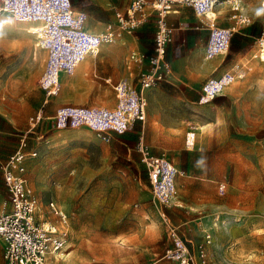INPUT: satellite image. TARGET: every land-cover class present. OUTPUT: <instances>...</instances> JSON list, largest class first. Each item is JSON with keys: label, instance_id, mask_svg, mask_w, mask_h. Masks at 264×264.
Returning a JSON list of instances; mask_svg holds the SVG:
<instances>
[{"label": "rangeland", "instance_id": "1", "mask_svg": "<svg viewBox=\"0 0 264 264\" xmlns=\"http://www.w3.org/2000/svg\"><path fill=\"white\" fill-rule=\"evenodd\" d=\"M74 1L76 10L104 16L105 23L91 19V25L97 26L99 32L105 30L113 8L124 10L129 2L113 0L108 6V0ZM95 2L104 6L97 7ZM246 4L259 12L264 0H248ZM174 17L175 20L169 18L171 25L175 21L174 26L179 22L187 27L201 25L190 10H182ZM22 23L31 22L0 18V123L4 125L0 130V166L19 149L37 152V157L26 164L24 178L36 197L40 223L60 228V211L68 218L69 248L61 264L168 262L167 253L176 249V243L152 200L147 170L137 149L140 123L125 134L109 133L106 140L82 131L54 143L33 138L22 143L28 119L42 100L39 78L46 56ZM215 26L219 28L217 23ZM257 30L260 31L259 26ZM156 31L154 14L117 44L118 49L112 54L118 56L125 74L133 53L155 52ZM251 35L258 37L254 30ZM202 39L206 47L211 32L202 31ZM252 47L257 51L256 57L243 65L244 71H252L246 72L241 81L226 86L210 102L201 103L197 92L187 91L175 81L176 73L168 82L150 90L145 144L152 154L165 157L184 173L178 177V200L166 209L169 225L180 227L196 245L203 244L196 219L216 206L241 208L249 215L248 223L233 225L229 244L206 245L205 264H264V62H260L264 48L260 49L256 38L236 34L229 56L224 61L216 59L215 65L204 58L201 46L186 53L189 62L199 64L202 70L217 66L227 70L234 64L233 51L242 48L247 52ZM182 53L174 38L167 48L168 58ZM77 69L64 78V85L79 88L91 106L111 103L114 95L105 83L87 78L85 63ZM122 81L131 83L127 77ZM239 118L259 124L242 129ZM150 124H154L153 129ZM190 134H194L192 143L188 142ZM219 182L226 184L223 195L218 193ZM5 197L0 168L1 203ZM119 238L126 239L123 248L118 246L121 242H115ZM178 263V259L171 262ZM197 264H201L200 260Z\"/></svg>", "mask_w": 264, "mask_h": 264}, {"label": "built area", "instance_id": "2", "mask_svg": "<svg viewBox=\"0 0 264 264\" xmlns=\"http://www.w3.org/2000/svg\"><path fill=\"white\" fill-rule=\"evenodd\" d=\"M181 8L192 10L197 16L214 10L223 13L230 21L229 27L210 30L211 39L205 49L207 60L226 57L233 37L252 28L255 23L263 22L264 18V6L262 11L255 12L247 7L246 0H132L125 11H116L114 24H109L102 33H94L90 18L75 9L74 0H0V18L11 16L16 20L45 25L47 34L46 38L39 40V46L47 50L39 78L42 100L29 118L28 129L23 133V144L31 138L54 143L82 131L106 140L109 133L125 134L140 123L137 149L147 170L152 200L176 243V249L167 253L168 262L152 264H171L175 259L179 260L178 264H197L198 260L205 264L206 245L229 244L233 225L249 221L248 212L244 209L218 206L211 214L201 218L199 227L203 244L188 242L194 245L191 249V245L185 244L178 227L169 225L164 211V208L176 204L177 178L184 173L165 157L152 154L145 144L146 93L173 77L167 48L173 41L174 30L168 23V16ZM153 14H157L154 55H131L132 61L146 63L148 69L140 72L136 82L113 85L114 97L109 105L91 106L79 92L62 87V74L72 76L82 64H93L100 55L113 53L125 35L143 26ZM218 36H223L225 43L216 54L212 43ZM258 46L264 48V35L258 40ZM255 57L254 53L252 60ZM248 61H244L243 65ZM243 65L219 79L210 80L202 90L201 101H212L226 86L241 79L245 74ZM238 122L242 129H252L259 124L246 118H239ZM36 157L35 151L19 149L0 166L6 194L5 200L0 203V264H61L66 256L69 236L67 216L60 211V228L40 223L36 217V197L24 178L26 164ZM217 187L218 193L223 195L226 184L220 182Z\"/></svg>", "mask_w": 264, "mask_h": 264}, {"label": "crops", "instance_id": "3", "mask_svg": "<svg viewBox=\"0 0 264 264\" xmlns=\"http://www.w3.org/2000/svg\"><path fill=\"white\" fill-rule=\"evenodd\" d=\"M131 1L132 0H129V2H128L127 6L125 7L124 10L117 9V7L113 8L114 9V13H113L111 19L105 24L106 27L109 24H114L115 23V13H116V11H119V10L120 11H125L127 9V7L130 5ZM247 1L248 0H246V2ZM112 2H113V0H108V6H111ZM95 3H96L95 5L97 7H103L104 6L101 3H99V2H95ZM74 7H75V1H74ZM75 9H76V7H75ZM182 10H189V9L181 8V9L176 10L175 12H172L168 16V23H169L170 27H172L173 30H174L173 39L175 38V43L177 44V47L179 49H181V51L184 52V54L182 53V55H180L179 57H176V58L175 57L174 58H168V56H167V60L171 64L173 73H176V75L178 77V78H175V81H177L178 83H182L185 86V89L187 91L192 90V91L197 92L199 94L200 98H201L202 95H203V91L201 92L200 89L202 88V86L206 82L208 83L210 80L219 79L225 73L234 71L236 68L242 66L244 61H246V60H250L251 59V61H252V57H253L254 53H256L257 51L254 49V47H252L247 52H243L242 48L238 49V51H233L232 52V62H234V64L231 66V68H229L227 70L219 69V66H217L214 70H210V68L207 69V70H202V67H200L199 64H198V66L192 65L189 62V58L186 55V53L188 51L199 50V46H201L203 48V50H204V58H205V49H206V47H203L204 43H203V39H202V31H204L205 29L210 31L211 30L210 27L213 28V27H216V26H213L212 23H210L208 20H206L203 17L199 18V16H197L195 13H193L192 10H190V11L201 22V25L203 27L201 25H194L192 27H187L182 22H179L178 25L174 26V22L175 21H171L172 22V25H171L170 21H169V18H172V20H175L176 18L174 16L180 15L182 13ZM90 12H92V11H90ZM222 14L223 13H218V16H216L215 25L217 23L218 27H224V28L225 27H229L231 25L230 21L228 20V18H226ZM87 15L90 18V20L92 19V17H94V18L102 21V23L103 22L105 23L104 16H100L98 14H90V13H88ZM153 15H151L150 17H152ZM91 22H90V26H91L92 32H94V33H102V32L105 31V30L102 31V32L97 31L98 27L95 26V25H91ZM258 26L260 28V31L257 30ZM253 30L256 32V34H258V37H255V36L251 35ZM238 34L242 35V36L249 37V38H254V39L256 38V44H258V40L264 35L263 22H257V23L254 24V26L252 28L246 30L245 32H241V33H238ZM123 40H124V38H123ZM116 49H118L117 46L115 47L114 50L116 51ZM144 55H146V54H144ZM147 55L151 56V55H154V53H152V54L150 53V54H147ZM228 56H229V54L226 57L224 56V57H220V58L224 61ZM44 60H45V58H43V61H42V65H41L42 68H43ZM215 60L216 59L208 60V61L209 62H213L214 64H212V65H215ZM260 62H263V61H260ZM146 69H148V64H146V63H137V62L131 61V64L128 66L129 72L127 74H125V70L122 69V66L120 65V60H118V56H116V55L114 56L112 53H105L103 55H100L93 64L86 65L85 74H86L87 78L91 77V78H93L95 80H102L105 83V85L108 87L107 90L108 91L110 90V93L113 94V85H115L117 83H120L122 81V79L125 78V77L131 79V83L132 82H136L137 77L139 76L140 72H142V71H144ZM250 71H252V70L251 69L250 70H246V71H244V73L250 72ZM65 77L69 78L70 76H68L66 74H62L61 75L62 87L65 90H70L71 89V90L79 92L83 96V98L85 100L84 93L79 88H76L74 86H65L64 85V83H65L64 78ZM244 77H245V74L243 75V77L241 79H239V81L244 79ZM152 89H150V90H152ZM150 90L146 93L147 98H148L147 118H148L149 105H150ZM201 103H204V102L201 101ZM39 106H38V108H39ZM147 118H146V122L144 124V137H145L146 130L148 128L147 127ZM28 123H29V119H28ZM3 127H4V125H2L0 123V130L3 129ZM149 128L153 129L154 128V124H150ZM138 134H139V131H138ZM177 190H178V178H177ZM218 206H222V205H218ZM218 206H216V207H218ZM223 207H225V206H223ZM155 208H156L157 214L159 215L158 208H157L156 205H155ZM166 209L167 208H164V211H165V214H166V217H167V210ZM214 209L210 213H207L205 215H201L195 221L197 226H198L197 227L198 233L200 234L201 237H203V234H202V232L200 230L199 222H200L201 218L205 217L208 214H211L214 211ZM159 217H160V215H159ZM161 220H162V218H161ZM162 221H164V220H162ZM178 228H180V227H178ZM179 232H180L181 236L184 238V240H187V242H191V243L194 242V239H192L193 238L192 236H190L192 238L188 240L186 238V235L182 232V230L181 231L179 230ZM169 236H170V234H169ZM196 245H198V244H196ZM190 247H191V249H193L194 245H191ZM68 248H69V246H68Z\"/></svg>", "mask_w": 264, "mask_h": 264}, {"label": "bare ground", "instance_id": "4", "mask_svg": "<svg viewBox=\"0 0 264 264\" xmlns=\"http://www.w3.org/2000/svg\"><path fill=\"white\" fill-rule=\"evenodd\" d=\"M216 16H218V13L214 12V10H212V11H210V10L208 11L207 10V11L201 13L199 15V18L203 17L206 20H208L210 23H212L213 26H215V23L214 22L216 21ZM6 17H11V16H6ZM11 18L14 19L13 17H11ZM17 21H20V20H17ZM23 22H26V21H23ZM22 24H24V26L22 27L24 30L29 31L30 33H32L35 36V40L37 41L38 49L41 52L43 51L47 55V50L45 48H43L42 46H39V40H42L43 38H46V36H47L46 30H45L46 29L45 28V25L36 24V23H32V22L31 23H22ZM210 28H211V30L212 29H214V30H217L218 29L217 27H213V28L210 27ZM223 43H225V38L223 36H218L216 38V41L212 43V46H213L216 54L219 52L220 48H222ZM44 58H46V56ZM260 58H262V60L261 59L260 60L264 62V49L261 50V56H260ZM201 130H203V128ZM193 138H194V134H190L188 136V142L189 143H192ZM154 228H155V224L152 225V229H154ZM115 242L116 243L121 242L120 244H118V246L120 248H123L124 247V244L126 242V239L119 238Z\"/></svg>", "mask_w": 264, "mask_h": 264}]
</instances>
